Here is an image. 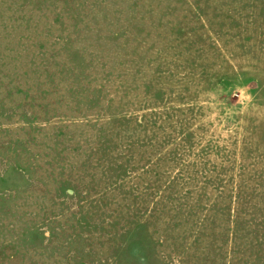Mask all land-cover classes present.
<instances>
[{
	"label": "rangeland",
	"instance_id": "374dc122",
	"mask_svg": "<svg viewBox=\"0 0 264 264\" xmlns=\"http://www.w3.org/2000/svg\"><path fill=\"white\" fill-rule=\"evenodd\" d=\"M0 264H264V0H0Z\"/></svg>",
	"mask_w": 264,
	"mask_h": 264
}]
</instances>
